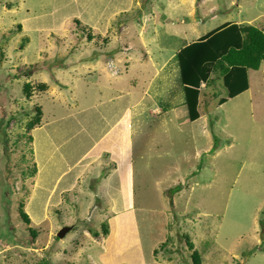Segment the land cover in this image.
Instances as JSON below:
<instances>
[{
	"label": "rangeland",
	"instance_id": "obj_1",
	"mask_svg": "<svg viewBox=\"0 0 264 264\" xmlns=\"http://www.w3.org/2000/svg\"><path fill=\"white\" fill-rule=\"evenodd\" d=\"M74 1L0 0V32L6 31V22L9 27L16 28L13 38L0 43V264H93L87 251L77 248L78 242L91 248L95 264H176V256L181 264H264V85L261 71H249L248 91L226 100L219 109L207 111L202 126L208 128V140L198 123L189 129L183 127L181 133L171 128L164 134L161 140L163 152L172 142L174 156L179 162L167 159L160 163L153 159L150 165L156 172L166 166L176 165L180 169L182 184H175L177 189H171L170 194L169 190L162 193L133 187L121 196L111 213L106 209L110 191L106 190L107 197L99 193L105 182L101 174L107 169L97 171L94 166V170L79 171L75 177V189L66 190L65 186L72 182L73 176L62 174L64 168L60 155L50 156L46 164L50 149L45 135L51 133V123L56 117L65 113H72L65 116H74L73 113H78V105L84 108L99 96L127 87L117 83L109 90L97 68L91 65L90 69L87 66L83 70L78 66L85 56L89 62L125 53L122 43H126L127 37L119 33V43L109 42V35L93 31L84 24L86 33H77L81 26L75 25L74 19L64 22L66 16L62 17ZM139 2L141 5L130 13L114 17L110 15L111 10L105 28L124 23L123 33H128L127 27L133 24L136 32L142 31L141 36H133L131 40L138 45L140 38L149 37L159 27L158 15L164 12L170 21L163 31L157 33L158 40L161 38L166 44L165 50L159 53V60L168 59L170 67L157 73L152 89L148 91L151 95L162 92L154 89L157 82L168 78L165 82L172 81L173 91L178 92L174 96L178 100L181 98V90L177 89L180 78L174 58L178 49L221 25L223 18L231 17L251 25L264 19V0H212L205 6H199L195 0L192 16L185 9L188 0L181 3L179 0ZM59 5L60 12H51ZM117 5L119 9L120 2L117 1ZM212 6L214 11L209 13ZM121 27L122 24L118 26ZM28 29L32 33V45L19 47L20 39L29 35ZM193 29L198 33L192 35ZM61 34H64L60 38L64 39V58L60 57V43L57 38H52V35ZM149 41L154 43L156 39ZM93 43H97L96 50ZM134 58L138 62L143 60L139 56ZM102 59L107 60L101 61L103 66H99L100 69L112 74L113 63L108 57ZM154 68L148 62L129 74L137 92L146 88L147 83L143 82L146 76H152ZM215 75L212 87L216 90L218 86L219 96L222 94L225 98L226 91L219 74L215 72ZM73 87L76 89V104L71 99L63 101L56 93L61 89L69 93ZM164 89L166 94L162 98L168 96V87L164 86ZM214 102L217 103V99ZM37 108H40L38 114ZM29 123L39 125L28 129ZM39 134H43L41 143ZM97 139L94 136L93 142ZM115 140L120 143L121 136L108 138L102 144L103 149L112 152L111 156L116 155ZM210 144L207 151L206 146ZM73 156L78 158L75 153ZM66 162L68 168L71 165L68 155ZM46 165L51 168L45 171ZM76 166L80 168L83 164L79 161ZM118 173L124 174V168ZM53 176L61 178L56 180ZM204 180L208 181L207 188L201 185ZM178 193L180 197L176 195ZM130 197L133 203L140 198V202L164 211L168 217L164 228L169 230V237L156 254L154 247L149 251L144 243H141V251L136 239L142 226L140 221H133L130 213L113 214L129 206ZM172 197L176 202L174 206L169 203ZM44 211L47 217L43 220ZM108 214L116 219L109 222L110 227L105 218ZM64 226L71 227V230L58 238L56 234ZM158 227L156 225L149 232L153 234ZM85 231L89 234L97 231L103 240L102 245L93 239L97 237L93 234L85 237ZM109 233L115 236L111 243ZM186 248L190 250L188 259H184L180 252ZM193 253L196 255L191 256ZM171 255L175 259L168 258Z\"/></svg>",
	"mask_w": 264,
	"mask_h": 264
},
{
	"label": "crops",
	"instance_id": "obj_2",
	"mask_svg": "<svg viewBox=\"0 0 264 264\" xmlns=\"http://www.w3.org/2000/svg\"><path fill=\"white\" fill-rule=\"evenodd\" d=\"M117 1L120 2L119 9H117ZM181 1L182 0H179L180 3ZM211 1L212 0H198V5L205 6ZM147 2L148 0H143V4H146ZM140 5L141 2H139V0H75L72 6H70V9L66 13L62 14V17L66 16L64 22H66V20L69 21L70 19H74V24L81 26V30L77 33H86L83 29L85 27L84 25H86L90 26V29L93 31L109 35V42L119 43L121 40V38L118 39L119 33L127 37L125 39L126 43H122V50L125 53L119 52L116 55L95 58L89 62H87V56H85V58L78 64V66H82L84 68L83 70H85L87 66H89L90 69L91 65L92 67L97 68L105 80H103L104 85H109V90L110 86L117 83L125 84L127 87L119 91L109 92L104 97L99 96L93 100L90 105H87L84 108H82L81 105H78V109L76 111L78 113H73L75 114L74 116H65L66 114H72L65 113L62 115L64 116L63 120L60 121H57L56 119L62 116L56 117L51 123V133H47V135H45V137H47L48 148L50 149L46 164L49 157H52L55 153H57L60 155L64 168L62 174L67 173L73 176L72 182L65 186L66 190L74 188L76 184L75 177H77L76 175H79V171L83 173L87 168L94 170V166L97 167V171L107 169L105 173L101 174V178L103 176L105 182L102 188L99 190V193L103 194L105 197H107L106 190L110 191L111 197L107 198V211H113L118 204V200L122 199L121 196H125L127 190H130L133 187H143V191L155 190L162 193H164L166 190H169V194L172 193L170 190L174 187V190H176L178 185L175 184L178 182V184H182L183 181V178H181L182 175L180 173V169L177 168L176 165L173 167H160L158 172H156L154 170L155 168L150 165V163L153 162V159L160 163L167 159L173 160L174 163L178 161L174 156L175 147L172 142L168 146L169 149L163 152L164 149L162 148L161 140L163 139L164 134L167 133L168 130H171V128L181 133L183 127L189 129L191 126L193 127L198 123V125H201V133L205 135L206 139L208 140V134L206 133L208 128L202 126L204 125L203 120H205L204 115L207 114V111L210 108L219 109L223 107V104H219V100L224 98L222 94L219 96V87L216 86L218 88L216 90H214L212 87V79L213 75H215V72L212 73L210 79L207 82H201L198 87L199 94L197 101V112L199 117L194 121L189 119L184 107V88L181 79H179L180 86L177 87L178 91L181 90L180 100L176 99L174 96L177 95L178 92L173 91L172 81L169 80L170 82H165L168 80V78L161 79L160 82H157L158 86L154 89V91L159 89L162 90V92H154V94L151 95L148 90L152 89V84L157 77V73H160L161 70L165 69L166 67H170L167 65L168 62H170L168 59L159 60V53L165 50L166 44L161 42V38L158 40L157 36L158 32L163 31L168 26L170 20L166 18L164 12H161L158 15L157 21L159 27H157L149 35V37L140 38V44L138 45L131 43V40L133 39V36H141L142 31L140 30L139 32H136L133 24L127 27L128 33H123V30H125L124 23H120L123 25L121 28H118L120 24L118 26L114 25L112 28H105V25L108 21V14L111 13V10H113V12L110 15L116 17L121 13H130L134 8L139 7ZM194 6H196L195 0H188L185 9L190 16L194 14ZM179 9H181V7ZM213 11V6L208 9L209 13H213ZM51 12H60V5L55 6ZM228 18L230 20H228ZM226 22H232L241 25H251L249 23H243L239 20L232 19L231 17L222 19V24ZM263 24L264 19L254 26L262 28ZM159 28L162 30H159ZM190 33L193 35L197 34L198 32L196 29H193ZM207 33L209 32L201 35L204 36ZM164 34H166V32H164ZM63 35H52V38L54 40L57 38L58 42L64 41V39H60L63 37ZM150 39H156V42L152 43L149 41ZM38 40L41 41L40 38ZM187 44L189 43H186V45ZM31 45L32 42L30 41L29 47ZM93 45L96 50L97 43H93ZM135 52L137 53L135 54ZM134 56H139L143 58V60L138 62ZM107 57L113 63L110 68L113 74H110L111 76L106 73L104 68L100 69L99 67L103 66L101 61L107 60L102 58ZM148 62L152 63L156 68L152 70L153 74L151 77L146 76V80L143 82L147 83L146 88H144L141 92H137L136 87L132 84V76H128H130L129 74L132 73L135 68L142 67L144 63ZM51 67L52 66H50V68ZM107 67L108 65L106 64V68ZM101 71H104V73ZM249 71L251 70H248V77ZM256 71H261L263 73V65L261 66V69ZM59 74L62 73L59 72ZM53 76L55 77V75ZM219 78L221 80L220 76ZM128 80H131V82H128ZM164 86L168 87V96L162 98V95L166 94V89H164ZM249 88L250 85L246 91H248ZM75 92L76 89L74 90L73 87V91H70L69 93L63 92L62 89L56 93L62 96L63 101L66 99H71L74 104ZM134 95H136L135 98H133ZM216 99L217 103L214 102ZM59 123L62 125H59ZM49 125L50 124L43 126ZM94 136L99 138L96 140V142H93ZM119 136H121L120 143L118 140L114 141L116 155L111 156L112 152L108 151L107 149H103L102 144L108 138L112 139L114 137L118 139ZM101 138L102 141H99ZM56 139L58 140L57 144ZM42 140H44L43 134H39V143H41ZM173 141L174 143L176 142V140ZM45 148L47 149V146ZM210 148L211 144L206 146L207 151ZM74 153L78 158H74ZM67 155L71 164L68 166V168L66 167ZM149 155L158 157H150ZM79 161L84 167L80 166V168H78L76 166ZM48 166L46 165L45 171L51 168V166ZM122 168H124V174H119L118 171ZM115 171L116 173H114ZM43 175L45 176L47 174L45 173ZM53 177L56 180H60L61 178L60 176ZM211 181L212 180L209 181V185L211 184ZM196 184L197 182L194 183V185ZM201 185L207 188L208 181L204 180ZM114 194H116V196ZM176 195L180 197L179 193ZM174 200L175 199L173 197L169 199L170 205L174 206L176 203L173 202ZM180 200L184 203L182 198H180ZM135 202L136 203H133L130 197V205L123 207L118 211H114L118 212V214H113L118 216L130 213L131 219L133 221H140L142 226L137 232L136 239L140 244L141 251V243H144V247L150 251V248H155L157 244L167 241L169 237V230H166L164 226L168 223V217L166 214H164V211L149 205L146 206L144 202H140V198L136 199ZM42 217L43 220L47 217L46 211H44ZM114 217L110 216L109 214L105 217L109 227V222H115L116 219ZM90 219L91 217H89L87 220L89 221ZM143 220L145 222H142ZM156 225L159 226L158 230L155 232L153 231V234L150 233L149 230L153 229V227ZM109 235L110 233L108 236ZM84 236L92 237L87 231L84 232ZM109 237H111L109 242H113L115 237L114 234L110 235ZM93 239L97 242L99 240L102 245L103 240L99 236L93 237ZM77 248H82L84 251H87V256H89L90 259L92 258L93 264H95L94 258L91 254V248L87 247L84 242H78Z\"/></svg>",
	"mask_w": 264,
	"mask_h": 264
},
{
	"label": "trees",
	"instance_id": "obj_3",
	"mask_svg": "<svg viewBox=\"0 0 264 264\" xmlns=\"http://www.w3.org/2000/svg\"><path fill=\"white\" fill-rule=\"evenodd\" d=\"M5 24L7 31L0 32V43L13 38L16 33V28L9 27L8 22ZM59 43L60 57L64 58V41ZM174 58L184 88V107L189 119L194 121L199 117L197 112L198 87L201 82H207L213 72L219 74L222 87L226 90V98H221L219 104H223L227 99L237 97L248 89V70H258L263 65L264 79V24L262 28H259L248 24L223 23L206 35L181 47ZM39 112L40 108H37L36 113ZM35 125H39V123H29L28 129ZM24 216H26L25 213ZM7 217L9 218V216ZM21 217L23 216L21 215ZM10 228L13 229V227ZM107 232L108 229L104 230L105 234ZM91 234L98 235L97 231H92ZM164 243L167 242L155 246V254L159 251L158 249L164 247ZM188 249L179 250L184 254V259H188V254L190 250L192 252L193 248L190 247V250L187 251ZM195 255L196 253H193L191 256ZM168 258L175 259L173 255ZM176 264H181V260L177 256Z\"/></svg>",
	"mask_w": 264,
	"mask_h": 264
},
{
	"label": "clouds",
	"instance_id": "obj_4",
	"mask_svg": "<svg viewBox=\"0 0 264 264\" xmlns=\"http://www.w3.org/2000/svg\"><path fill=\"white\" fill-rule=\"evenodd\" d=\"M6 17V16H5ZM6 25V24H5ZM6 31H7V29H6ZM5 31V32H6ZM28 31V33H29V35H27V37L25 38H21L20 39V41L18 42L19 43V47H22L23 45H25V44H29L30 43V41L33 39V37H32V33H31V30L30 29H28L27 30ZM4 33V32H3ZM27 38L29 39V41H27ZM91 235V234H90ZM98 236V235H97Z\"/></svg>",
	"mask_w": 264,
	"mask_h": 264
},
{
	"label": "water",
	"instance_id": "obj_5",
	"mask_svg": "<svg viewBox=\"0 0 264 264\" xmlns=\"http://www.w3.org/2000/svg\"><path fill=\"white\" fill-rule=\"evenodd\" d=\"M71 230V227L64 226L62 227L56 234L58 238L64 237L69 231Z\"/></svg>",
	"mask_w": 264,
	"mask_h": 264
}]
</instances>
